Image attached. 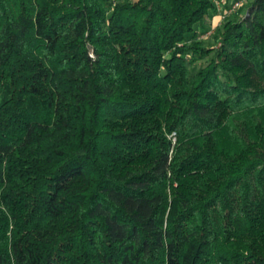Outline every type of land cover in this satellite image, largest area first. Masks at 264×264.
I'll use <instances>...</instances> for the list:
<instances>
[{
	"label": "trees",
	"instance_id": "1",
	"mask_svg": "<svg viewBox=\"0 0 264 264\" xmlns=\"http://www.w3.org/2000/svg\"><path fill=\"white\" fill-rule=\"evenodd\" d=\"M226 1L0 0V264H264V0Z\"/></svg>",
	"mask_w": 264,
	"mask_h": 264
},
{
	"label": "built area",
	"instance_id": "2",
	"mask_svg": "<svg viewBox=\"0 0 264 264\" xmlns=\"http://www.w3.org/2000/svg\"><path fill=\"white\" fill-rule=\"evenodd\" d=\"M217 9H218V12L219 11H223V5L227 4V1L226 0H213ZM242 3V0H232L230 3H229V6H227L226 8V13L224 14H231L233 12H235L236 10H238L239 6L241 5ZM220 13V12H219Z\"/></svg>",
	"mask_w": 264,
	"mask_h": 264
},
{
	"label": "rangeland",
	"instance_id": "3",
	"mask_svg": "<svg viewBox=\"0 0 264 264\" xmlns=\"http://www.w3.org/2000/svg\"><path fill=\"white\" fill-rule=\"evenodd\" d=\"M249 0H242V3L241 5L239 6L238 10H236L235 12L233 13H240V14H243L245 11H246V4ZM221 13V11H219ZM216 22H214V24H218L219 21H218V18L215 17L214 19Z\"/></svg>",
	"mask_w": 264,
	"mask_h": 264
}]
</instances>
